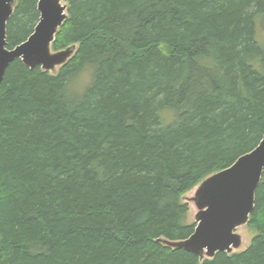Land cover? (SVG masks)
I'll list each match as a JSON object with an SVG mask.
<instances>
[{"label":"trees","instance_id":"trees-1","mask_svg":"<svg viewBox=\"0 0 264 264\" xmlns=\"http://www.w3.org/2000/svg\"><path fill=\"white\" fill-rule=\"evenodd\" d=\"M57 72L0 88V264H264V175L248 249L203 259L184 195L264 138V0H67ZM38 0H17L8 48ZM90 71L83 89L72 86Z\"/></svg>","mask_w":264,"mask_h":264},{"label":"water","instance_id":"water-1","mask_svg":"<svg viewBox=\"0 0 264 264\" xmlns=\"http://www.w3.org/2000/svg\"><path fill=\"white\" fill-rule=\"evenodd\" d=\"M17 0H0V88L13 62L55 72L73 57L76 46L54 52L52 44L68 19L67 0H38L40 19L33 34L22 44L8 48V23ZM264 175V138L250 153L231 167L207 177L192 198L198 213L196 228L186 240L164 241L172 249L184 250L201 260L218 253L232 254L242 246L237 229L247 226L255 209L256 191Z\"/></svg>","mask_w":264,"mask_h":264},{"label":"rangeland","instance_id":"rangeland-1","mask_svg":"<svg viewBox=\"0 0 264 264\" xmlns=\"http://www.w3.org/2000/svg\"><path fill=\"white\" fill-rule=\"evenodd\" d=\"M260 26L261 25L258 26L259 27L258 42L264 45V31L263 30L261 31ZM55 72H57V70ZM90 78H91L90 71H86L79 80L75 81V84L72 86V89L74 90L83 89L84 85L89 83ZM196 188H194L192 191L185 194L183 198L184 202L187 203L189 206V214L187 216V221L188 223H191V224L196 223L195 217H196V214L198 213V210L194 202L192 201V198H194L195 196ZM237 232L242 237V246L234 250L233 253H240L248 249L251 244L252 239L255 236L253 231L249 229L248 226H244V227L237 229Z\"/></svg>","mask_w":264,"mask_h":264}]
</instances>
